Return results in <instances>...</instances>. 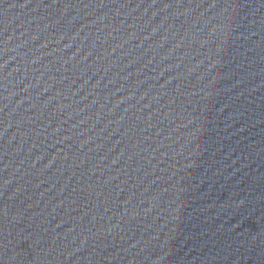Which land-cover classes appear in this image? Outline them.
I'll use <instances>...</instances> for the list:
<instances>
[{"label": "water", "instance_id": "95a60500", "mask_svg": "<svg viewBox=\"0 0 264 264\" xmlns=\"http://www.w3.org/2000/svg\"><path fill=\"white\" fill-rule=\"evenodd\" d=\"M0 145L44 264H264V0H0Z\"/></svg>", "mask_w": 264, "mask_h": 264}]
</instances>
